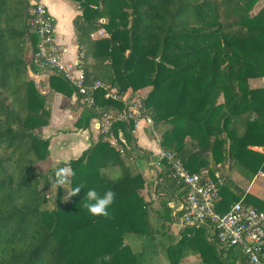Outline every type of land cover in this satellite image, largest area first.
I'll return each mask as SVG.
<instances>
[{"label": "trees", "instance_id": "1", "mask_svg": "<svg viewBox=\"0 0 264 264\" xmlns=\"http://www.w3.org/2000/svg\"><path fill=\"white\" fill-rule=\"evenodd\" d=\"M69 1L80 12L72 24L88 82L108 84L122 96L150 88L144 106L162 151L190 174L207 171L214 178L215 166L226 162L247 180L264 173V154L249 149L264 147V82L251 85L264 81V5L253 13L260 0ZM30 5L0 0V264H150L155 230L141 196L144 180L101 137L66 163L76 173L70 187L82 184L81 192L66 201L67 191L56 189L55 205L47 207L49 177L65 163L46 173L38 168L49 141L36 131L47 126L50 112L35 85L38 36ZM100 29L108 37L92 39ZM48 80L53 92L75 95L58 75ZM93 97V105L80 104L76 130L122 107L102 90ZM128 128L115 125L135 150ZM162 164L155 193L181 201L185 191ZM220 177L215 211L223 215L241 200L239 188ZM89 189L116 193L107 217H92L83 207ZM170 214L165 207L161 215L168 229L178 228V241L165 244L169 264L246 263L238 249L218 243L210 224L178 227ZM132 240L140 250L132 251Z\"/></svg>", "mask_w": 264, "mask_h": 264}, {"label": "built area", "instance_id": "2", "mask_svg": "<svg viewBox=\"0 0 264 264\" xmlns=\"http://www.w3.org/2000/svg\"><path fill=\"white\" fill-rule=\"evenodd\" d=\"M30 1L31 23L38 36L34 53L35 81L58 75L73 88L79 104L93 105L96 90H102L104 99L121 102L120 109L102 112L93 123L103 141L120 156L131 159V154L136 152L126 144L121 134H116L115 125L123 123L130 126L128 131L131 136L141 124L152 128L153 120L144 106V98L139 94L122 96L115 87L100 81L89 83L78 54L72 61L66 60L68 48L56 41L54 18L43 0ZM90 37L106 38L108 34L100 29ZM156 141L159 143V139ZM157 157L158 165L161 166L163 161L169 164L172 177L185 191L179 208L172 213L174 224L178 227L210 224V233L215 235L218 243L238 249L245 257V264H264V211L238 201L225 214H218L215 211L219 200L218 186L223 181L219 173L214 178L209 177L207 171L190 174L171 152L160 151Z\"/></svg>", "mask_w": 264, "mask_h": 264}, {"label": "crops", "instance_id": "3", "mask_svg": "<svg viewBox=\"0 0 264 264\" xmlns=\"http://www.w3.org/2000/svg\"><path fill=\"white\" fill-rule=\"evenodd\" d=\"M44 5L54 18L56 41L68 48L66 60L72 61L77 55V44L72 21L80 14L78 6L69 0H43ZM49 79V78H48ZM35 81V85L41 94L46 96V107L50 112L47 126L40 128V137L49 141L48 158L41 162L47 163V169L62 163H68L78 158L92 144L99 141L100 136L94 127V123L87 130H76L74 123L81 112V107L76 96H65L53 92L49 87V80ZM264 81H251L253 87L262 86ZM37 130V131H38ZM155 133L158 135L155 136ZM159 133L152 128L141 124L138 131L132 137L134 154L129 158L130 167L135 173H139L144 180L141 196L149 203L148 215L155 216L161 224L168 229V223L161 220L164 208L173 211L179 208L180 200L166 194H156L155 186L163 164L158 165V153L162 151L160 143H157ZM250 150L263 153L264 147H249ZM40 163V164H41ZM39 164V165H40ZM216 170L221 176L229 178L238 188L237 197L250 206L264 208V173L259 171L247 180L239 172L235 171L229 162L217 164ZM39 168V166H38ZM152 226L153 223L151 222ZM168 237L175 235L178 241V228L168 229ZM130 244H139L130 241ZM141 247V244H139ZM141 249V248H140ZM139 249V250H140ZM168 263V260L166 262Z\"/></svg>", "mask_w": 264, "mask_h": 264}, {"label": "clouds", "instance_id": "4", "mask_svg": "<svg viewBox=\"0 0 264 264\" xmlns=\"http://www.w3.org/2000/svg\"><path fill=\"white\" fill-rule=\"evenodd\" d=\"M75 175L76 173L70 164H65L64 166H57L54 169L53 175L49 177L52 189L63 188L67 191V195L65 196L66 201L72 197H76L84 187L82 184L70 187ZM115 197L116 193L111 189L107 190L103 196L95 189H89L83 200V207L92 217H107L109 215L108 209L114 203Z\"/></svg>", "mask_w": 264, "mask_h": 264}, {"label": "rangeland", "instance_id": "5", "mask_svg": "<svg viewBox=\"0 0 264 264\" xmlns=\"http://www.w3.org/2000/svg\"><path fill=\"white\" fill-rule=\"evenodd\" d=\"M264 5V0H260L259 3L256 5V7L253 10V13H256L259 9H261V7ZM150 90V88L145 89L144 91L139 92L138 94L145 98L147 92ZM147 91V92H146ZM36 134L38 136L41 135L40 130L36 131ZM158 135L157 133H155V136ZM158 138H160L158 136ZM47 163H41L39 165V170L42 173H46L47 172ZM46 194L48 195V204L47 207L48 208H52L55 205L54 199H55V194H56V189H52L51 187L46 189ZM151 222L153 223V227L155 230V234L154 237L152 238V244L150 246V248H152L154 250V252L152 253L150 251V255H149V261L150 264H166L167 262V257H166V251H165V244L166 242H174L177 238L176 234L172 235L170 237L167 236L168 233H170V231H168L167 227L163 226L160 222L159 219H157L155 216H151ZM165 235V237H163L162 235ZM132 251H138L141 247L139 246V244L137 245H133L130 244ZM189 264H198V261H192L191 259L189 260Z\"/></svg>", "mask_w": 264, "mask_h": 264}]
</instances>
